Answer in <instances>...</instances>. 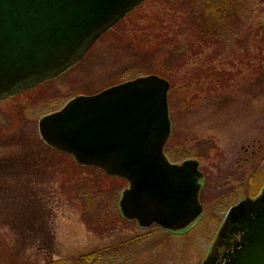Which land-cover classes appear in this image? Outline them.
Instances as JSON below:
<instances>
[{
  "label": "rangeland",
  "instance_id": "1",
  "mask_svg": "<svg viewBox=\"0 0 264 264\" xmlns=\"http://www.w3.org/2000/svg\"><path fill=\"white\" fill-rule=\"evenodd\" d=\"M242 2L246 31L259 3ZM158 3L143 1L68 70L0 102V264H201L227 207L264 186V56L206 49L178 67L159 49L175 21L155 15ZM145 75L169 83L168 161L195 160L205 177L203 218L175 235L123 219L127 183L78 167L38 134V120L73 97Z\"/></svg>",
  "mask_w": 264,
  "mask_h": 264
},
{
  "label": "water",
  "instance_id": "2",
  "mask_svg": "<svg viewBox=\"0 0 264 264\" xmlns=\"http://www.w3.org/2000/svg\"><path fill=\"white\" fill-rule=\"evenodd\" d=\"M143 1L0 0V102L68 70ZM168 90L165 79L141 76L76 96L37 128L46 145L79 165L127 182L119 200L124 219L176 232L202 211V174L197 161L172 164L163 153ZM202 264H264V189L227 212Z\"/></svg>",
  "mask_w": 264,
  "mask_h": 264
},
{
  "label": "trees",
  "instance_id": "3",
  "mask_svg": "<svg viewBox=\"0 0 264 264\" xmlns=\"http://www.w3.org/2000/svg\"><path fill=\"white\" fill-rule=\"evenodd\" d=\"M158 1L159 8L155 15L168 16L170 21H175V30L171 35H165L164 44L161 43L159 49L163 50L170 60L178 61L176 66H184L190 58L203 54L206 49L211 50L214 56H220L227 49L233 50L235 47L240 53L249 54L253 49L264 56V19L257 15L258 12H264V0H258L259 6L255 9L252 7V20L253 14L256 17L254 16L252 25L247 27L246 31L241 26V15L245 10L243 0ZM163 20L166 26H170L165 18ZM165 69L166 72L161 74L171 77L167 75L170 68L166 65ZM37 162L38 160L33 164L37 165Z\"/></svg>",
  "mask_w": 264,
  "mask_h": 264
},
{
  "label": "flooded vegetation",
  "instance_id": "4",
  "mask_svg": "<svg viewBox=\"0 0 264 264\" xmlns=\"http://www.w3.org/2000/svg\"><path fill=\"white\" fill-rule=\"evenodd\" d=\"M247 148H248V146H247L246 148H243V149H244V152H245V154H246V156H245L244 159H242V161H241V163H246V165L249 163L250 159H253V158L255 157V156H254V151H253V150H252L251 153L248 155ZM204 182H205V177H204V175H203V176H202V180H201V182H200L201 186H200V190H199V202H200L201 207H202V211H201L199 217L196 219L195 222H193V223L188 227L187 230H184V231H181V232H169V231H165L166 233H170V234H174V235H175V234H177V233L187 232V231L191 230L193 227H195L196 224H197V223L203 218V216H204V206H203V204L201 203V190L203 189ZM263 189H264V186L261 188V190L259 191V193H258L256 196H254V197L246 196V197H244L243 199L236 201L233 205H230V206L227 207V209H226L225 212L223 213L222 220H221V223H220L219 228H218V230H217L216 237L218 236V233H219V231H220L221 225H222V223H223V220H224V218H225L227 212H228L233 206H235L236 204H238L239 202H241V201H243V200H246V199H254V198L260 196V194L262 193ZM123 219H124V218H123ZM125 220H126V219H125ZM138 227H139V226H138ZM140 228H143V227H140ZM149 228H150V227H149ZM144 229H148V228H144ZM162 231H163V230H162ZM163 232H164V231H163ZM216 237H215V239H216ZM215 239L213 240V242H212V244H211V246H210V248H209V250H208V253H206L205 257L203 258V260H202V262H201V264H202L203 261L208 257V255H209V253H210V250H211V248L213 247V243H214ZM235 239H236V237H235L234 235H232V237H231V241H234ZM217 262H219V259L217 260ZM220 263H221V261H220ZM222 263H223V261H222Z\"/></svg>",
  "mask_w": 264,
  "mask_h": 264
}]
</instances>
